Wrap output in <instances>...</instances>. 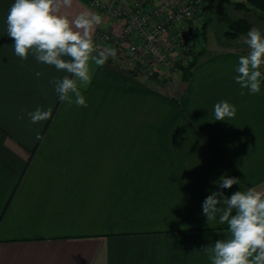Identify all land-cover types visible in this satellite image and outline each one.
Segmentation results:
<instances>
[{
	"label": "crops",
	"instance_id": "0c3cea01",
	"mask_svg": "<svg viewBox=\"0 0 264 264\" xmlns=\"http://www.w3.org/2000/svg\"><path fill=\"white\" fill-rule=\"evenodd\" d=\"M13 3L0 0V264H211L203 248L227 238L202 214L214 182L239 178L229 197L264 190V81L241 95L234 79L249 49L201 56L175 93L109 57L82 89L87 107L69 105L49 83L65 73L15 55ZM83 10L120 30L89 0L65 11ZM222 100L232 121L214 119ZM38 107L51 118L18 119Z\"/></svg>",
	"mask_w": 264,
	"mask_h": 264
},
{
	"label": "clouds",
	"instance_id": "9594fccd",
	"mask_svg": "<svg viewBox=\"0 0 264 264\" xmlns=\"http://www.w3.org/2000/svg\"><path fill=\"white\" fill-rule=\"evenodd\" d=\"M73 5L74 0H14L6 17L7 35L14 39L17 57L27 60L31 54L38 63L65 73L49 81L61 102L87 107L82 89L91 84L95 68L103 67L109 57L116 59L117 52L110 46L99 48L94 40L103 17L88 10L72 17L65 10ZM243 43L249 52L239 57L234 79L241 95L243 89L258 94L264 81V33L252 27ZM43 74L35 73L37 78ZM52 111V107L24 109L18 119H24L27 112L33 124L40 123L50 119ZM213 112L215 121H232L237 109L222 100L214 105ZM36 139H42L39 133ZM214 183L219 190L206 197L202 214L209 224L218 218L219 225H226L227 238L205 246L203 252L211 264H264V190L249 187L229 197L223 190L241 183L239 178L225 175Z\"/></svg>",
	"mask_w": 264,
	"mask_h": 264
},
{
	"label": "built area",
	"instance_id": "2783aa9c",
	"mask_svg": "<svg viewBox=\"0 0 264 264\" xmlns=\"http://www.w3.org/2000/svg\"><path fill=\"white\" fill-rule=\"evenodd\" d=\"M89 2L110 16L123 18L117 33L101 26L95 29L97 46L115 48L117 63L147 78L155 77L174 52L187 51L191 37L203 29L201 0Z\"/></svg>",
	"mask_w": 264,
	"mask_h": 264
},
{
	"label": "rangeland",
	"instance_id": "374dc122",
	"mask_svg": "<svg viewBox=\"0 0 264 264\" xmlns=\"http://www.w3.org/2000/svg\"><path fill=\"white\" fill-rule=\"evenodd\" d=\"M240 1L242 0H201L202 18L203 21H205V27L202 31L197 32L191 37L189 49L192 48L195 50L198 47H204L207 51H214L223 46L232 44H238L248 48V46L243 43V40L247 38L248 31L240 33L233 38L224 32L228 26L227 20L241 15L250 20V28L256 27L264 33V19L257 16V10L254 8L246 9L243 6L234 5ZM111 17L118 19V24L122 25L123 18H121V16ZM189 49L187 51L177 50L174 52L173 55L163 63L161 70L156 72L155 77L148 78L150 81L153 80L156 82L155 87H162V89L169 90L173 93L179 90L182 80L180 77L181 70L177 66V62L186 63L188 57L187 53L191 52ZM122 63L120 65H122ZM262 69L264 70V67H262ZM160 79H164V82L162 83Z\"/></svg>",
	"mask_w": 264,
	"mask_h": 264
},
{
	"label": "trees",
	"instance_id": "16d2710c",
	"mask_svg": "<svg viewBox=\"0 0 264 264\" xmlns=\"http://www.w3.org/2000/svg\"><path fill=\"white\" fill-rule=\"evenodd\" d=\"M234 5L243 6L246 9L254 8L257 10V16L259 18L264 19V0H242ZM250 24H251L250 20L243 15L232 17L227 20L228 26L224 32L228 34L231 38H233L239 35L240 33L248 31V29L250 28ZM204 27H205V21H203V29ZM189 50L191 52L187 53L188 57L186 63L177 62V66L181 70V75H180L181 80L184 82L188 80L191 72V68L199 60V58L203 55H208L212 52V51H207L204 47H198L195 50L190 48ZM261 71L264 72L263 69ZM160 81L163 83L164 79H160Z\"/></svg>",
	"mask_w": 264,
	"mask_h": 264
}]
</instances>
